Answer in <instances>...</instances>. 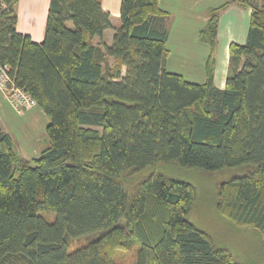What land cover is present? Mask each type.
I'll use <instances>...</instances> for the list:
<instances>
[{"label":"trees","instance_id":"obj_1","mask_svg":"<svg viewBox=\"0 0 264 264\" xmlns=\"http://www.w3.org/2000/svg\"><path fill=\"white\" fill-rule=\"evenodd\" d=\"M16 1L0 0V63L49 121L30 159L0 126V264H116L128 250L134 264H239L188 219L191 183L156 170L130 188L126 180L173 161L242 166L219 184L216 209L264 237V0L219 7L251 8L222 88L213 81L219 8L199 30L209 53L194 82L166 69L159 0H121L109 44L100 0H50L41 42L16 30Z\"/></svg>","mask_w":264,"mask_h":264},{"label":"crops","instance_id":"obj_2","mask_svg":"<svg viewBox=\"0 0 264 264\" xmlns=\"http://www.w3.org/2000/svg\"><path fill=\"white\" fill-rule=\"evenodd\" d=\"M227 1L230 0H159L160 7L168 12V17H171L169 24L170 28L168 27L170 30L166 41L168 53L170 52L168 42L170 41V36L175 27V38L176 35H179V49L181 51L189 49L190 52L195 50L199 51L196 61L199 65H202L199 70L200 78H198V76H193V74L197 72L193 71V67H196V65H193L192 61H187V59H192V57L190 55V57H188L186 52L181 53L184 62L182 60H178L177 62L180 67L179 69L182 71L185 69L181 68L183 65L191 67L192 71L186 68L190 71V74H187L188 76L181 71L179 72L187 80L202 82L205 79L204 58L207 54L202 58L200 54H204V52H201L202 50H208L207 53H209V48H207L208 46L204 41L199 39V30L205 25L210 15V10L219 8ZM100 2L102 8L111 16L112 27L105 29L102 36V41L109 44L114 33L113 28L117 27L120 22L121 0H100ZM49 4L50 0H17L14 4V9L17 14L16 30L28 34L35 42H41L44 38ZM217 13V52L215 55L213 81L217 87L222 88L224 87L228 70L229 44L231 42H245L250 22L251 8L243 7L237 2H229L225 6L219 8ZM98 41V38L94 39V42L97 43ZM218 50H221L220 60ZM168 57L169 54H167L165 59L167 70L171 69L168 67ZM111 62L112 59L109 58V63ZM169 71L175 70L171 69ZM34 114L37 115L38 119H42L45 113L37 104L23 109L22 112H18L0 90V126L4 131L9 134L11 132L13 133V129L22 131L20 122L27 117H32ZM31 122L35 123L34 117ZM16 138L17 143H19V137ZM43 141H45V139ZM28 144L29 143L26 145ZM37 151V149L35 151L32 150V154L29 157L25 156L22 152H18L23 157L30 159L38 155L39 151Z\"/></svg>","mask_w":264,"mask_h":264},{"label":"rangeland","instance_id":"obj_3","mask_svg":"<svg viewBox=\"0 0 264 264\" xmlns=\"http://www.w3.org/2000/svg\"><path fill=\"white\" fill-rule=\"evenodd\" d=\"M170 21L171 17H165L162 21L167 30V34H169L170 30L168 29V27L170 28ZM174 29L170 36V41L168 42V48L170 49L168 53V67L175 70L172 72L179 73L181 71L188 76L187 74H190V71L186 68L191 70V67L183 65L181 68L185 69L182 71L179 69L180 67L177 63L178 60L184 62L181 53L186 52L188 57H192V59H187V61H192V64L196 65V67L192 66L194 69L193 71H197L193 76H198V78H200L199 70L202 65H199L196 61L199 51L195 50L190 52L189 49L181 51L178 47L179 35H176L175 38ZM207 48H209V46ZM201 52H204L203 55L202 53L200 54L201 58L206 54V57L208 56V50H202ZM216 52L217 49L214 51L215 55ZM218 54L220 60L221 50H218ZM206 57L204 58V63ZM33 117L35 123L31 122ZM48 121L49 118L46 114H44V118L42 119H38L36 114L30 118L27 117L23 119L20 122L22 131L13 129V133H10L12 139H14L16 150L22 152L27 157L32 154V150L35 151L37 149L40 151L44 143L43 140L46 138L45 128ZM16 137H19V143H17ZM27 143L29 144L26 145ZM155 170L166 176L189 182L195 187L196 198L189 211L188 219L195 226L208 233L218 246L227 248L237 258L239 264H264V237L252 228L238 226L232 223L230 220L220 215L216 209L217 189L219 184L243 174L244 167H226L219 170L206 171L195 167H184L176 161H173L155 167L149 166L138 171L127 178V185H129L130 188L137 181ZM85 242H87L86 239H78L74 240L72 245L78 246ZM74 246L71 247L74 248ZM134 259V250L118 251L114 256L116 264H134Z\"/></svg>","mask_w":264,"mask_h":264},{"label":"built area","instance_id":"obj_4","mask_svg":"<svg viewBox=\"0 0 264 264\" xmlns=\"http://www.w3.org/2000/svg\"><path fill=\"white\" fill-rule=\"evenodd\" d=\"M9 71L8 63H0V90L14 108L22 112L23 109L35 105L36 102L23 88L15 84Z\"/></svg>","mask_w":264,"mask_h":264}]
</instances>
